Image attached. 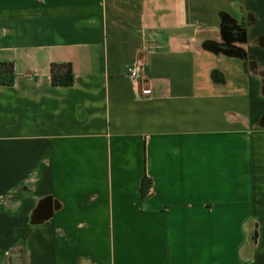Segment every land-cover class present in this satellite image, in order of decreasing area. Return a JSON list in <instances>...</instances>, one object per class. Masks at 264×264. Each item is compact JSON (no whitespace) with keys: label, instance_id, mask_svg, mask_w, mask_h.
<instances>
[{"label":"crops","instance_id":"crops-1","mask_svg":"<svg viewBox=\"0 0 264 264\" xmlns=\"http://www.w3.org/2000/svg\"><path fill=\"white\" fill-rule=\"evenodd\" d=\"M0 62V264H264V0H0Z\"/></svg>","mask_w":264,"mask_h":264},{"label":"trees","instance_id":"trees-1","mask_svg":"<svg viewBox=\"0 0 264 264\" xmlns=\"http://www.w3.org/2000/svg\"><path fill=\"white\" fill-rule=\"evenodd\" d=\"M51 79L54 86L69 87L74 83V72L71 63H54L51 65ZM15 80V69L12 62H0V85L11 86Z\"/></svg>","mask_w":264,"mask_h":264},{"label":"built area","instance_id":"built-area-1","mask_svg":"<svg viewBox=\"0 0 264 264\" xmlns=\"http://www.w3.org/2000/svg\"><path fill=\"white\" fill-rule=\"evenodd\" d=\"M143 62L142 60L136 61L127 68V76L132 80L135 97L140 99L145 96L153 94L152 89L147 87L143 81Z\"/></svg>","mask_w":264,"mask_h":264}]
</instances>
